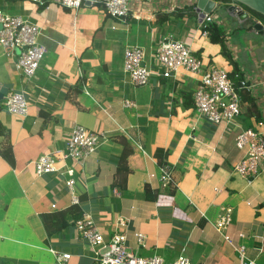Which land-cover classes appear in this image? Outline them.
Wrapping results in <instances>:
<instances>
[{"label":"crops","instance_id":"crops-1","mask_svg":"<svg viewBox=\"0 0 264 264\" xmlns=\"http://www.w3.org/2000/svg\"><path fill=\"white\" fill-rule=\"evenodd\" d=\"M102 1L72 9L0 0L2 11L40 28L46 49L30 78L14 59L0 58V264H62L58 253L69 254L64 264H96L76 228L83 218L105 242L124 235L135 255L167 263L182 254L194 264H264V170L253 178L233 170L242 156L235 146L240 129L264 131L256 119L264 122V36L250 30V21L230 18L228 3L209 13L246 83L236 122L214 124L196 110L193 93L205 71L230 74L233 65L202 31L195 0H130L122 18L108 15ZM168 38L187 41L200 61L198 73L179 68L161 75L155 51ZM132 46L143 49L150 71L142 85L124 71V52ZM12 90L23 93L26 114L6 109ZM77 125L99 134L96 152L63 161ZM46 153L55 154L57 171L38 175L34 162ZM163 166L168 181L161 179ZM71 207L67 225L56 230L50 216ZM227 209L231 221L217 230L214 222Z\"/></svg>","mask_w":264,"mask_h":264},{"label":"built area","instance_id":"built-area-1","mask_svg":"<svg viewBox=\"0 0 264 264\" xmlns=\"http://www.w3.org/2000/svg\"><path fill=\"white\" fill-rule=\"evenodd\" d=\"M38 5L48 2H56L72 9L79 8L85 0H29ZM97 0H90L96 2ZM130 0H103L104 11L117 18L124 17L129 11ZM202 27L212 22V17L197 12ZM204 33H206L204 31ZM40 28L20 15H12L0 9V58L14 59L16 69L20 70L26 78L33 76L39 63L46 52L45 47L39 43ZM144 52L141 47H128L124 52V71L128 73L131 81L136 85L145 84L148 81L150 71L143 63ZM155 60L160 67L161 75L169 77L179 68H185L189 72L198 73L201 69L200 61L191 51L184 39L168 38L161 41L155 51ZM245 80L240 79L237 87L229 74L222 69L210 68L200 78V83L193 93L195 108L206 120L218 124L225 122L231 124L241 112L240 89L245 88ZM6 109L13 114L24 115L27 110V100L21 91H10L4 100ZM125 105H132L126 101ZM262 128L263 124H257ZM100 137L93 130L83 126L73 127L66 142V152L62 154V160H82L96 152ZM235 146L242 152V156L233 166V170L240 176L255 177L264 170V131L261 129H240L235 137ZM55 154L46 153L38 157L34 162L35 172L40 175L57 171L55 166ZM72 169H68L69 175ZM161 179H171L167 166L161 168ZM71 179L68 183H71ZM230 210L222 214L214 226L222 230L230 223ZM122 225V222H118ZM78 233L89 241L93 248V257L96 264H194L182 254L170 263L157 255L139 256L129 251L125 244V236L114 234L109 242H105L103 235L96 230L88 218L76 221ZM136 241L141 242L143 234L135 232ZM243 256V248H237ZM60 263L69 258L68 253L56 255ZM250 264V263H247Z\"/></svg>","mask_w":264,"mask_h":264},{"label":"water","instance_id":"water-1","mask_svg":"<svg viewBox=\"0 0 264 264\" xmlns=\"http://www.w3.org/2000/svg\"><path fill=\"white\" fill-rule=\"evenodd\" d=\"M222 2L228 3L225 10L230 18L237 19L240 25L250 21V30L264 36V0H195V10L202 18L203 13H211ZM85 4H90V0H85Z\"/></svg>","mask_w":264,"mask_h":264},{"label":"trees","instance_id":"trees-1","mask_svg":"<svg viewBox=\"0 0 264 264\" xmlns=\"http://www.w3.org/2000/svg\"><path fill=\"white\" fill-rule=\"evenodd\" d=\"M101 5H102V8L104 9L103 3ZM202 31L206 32V34L209 36L212 42L220 45L222 55L233 65V71L229 74V76L231 80L235 83V86L237 87V84H239V81L242 75L238 69L236 61L233 59L232 54L230 53L223 39L224 38L223 29L219 25L209 22L208 24L202 27ZM256 119L258 120L257 122L264 124L263 120L260 119L259 116H257ZM249 128L254 129L255 127L254 128L249 127ZM72 210H76V209L74 207L73 208L71 207V210L68 209L65 212H56L55 214H52L50 216V217H53L55 221L53 224L56 230L64 228L67 225L68 222L65 217L70 211L72 212Z\"/></svg>","mask_w":264,"mask_h":264},{"label":"clouds","instance_id":"clouds-1","mask_svg":"<svg viewBox=\"0 0 264 264\" xmlns=\"http://www.w3.org/2000/svg\"><path fill=\"white\" fill-rule=\"evenodd\" d=\"M84 3H85V2H84ZM127 13H128V12H127ZM126 15H127V14H126ZM126 15H125V16H126Z\"/></svg>","mask_w":264,"mask_h":264}]
</instances>
